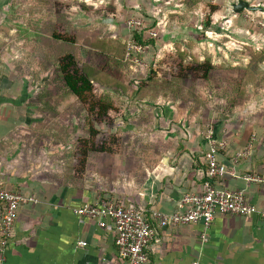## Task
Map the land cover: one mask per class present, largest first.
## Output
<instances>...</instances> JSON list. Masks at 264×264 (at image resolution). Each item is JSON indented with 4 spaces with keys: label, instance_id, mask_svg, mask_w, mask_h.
Wrapping results in <instances>:
<instances>
[{
    "label": "crops",
    "instance_id": "obj_1",
    "mask_svg": "<svg viewBox=\"0 0 264 264\" xmlns=\"http://www.w3.org/2000/svg\"><path fill=\"white\" fill-rule=\"evenodd\" d=\"M12 3L0 0V188L34 201L19 209L5 264H128L119 255L113 223L100 226L75 210L85 203L116 200L146 208L149 218L152 210L175 212L187 192L203 190L206 122L228 142L218 157L230 172L217 185L244 191L260 212L218 214L208 241L202 239L201 224L159 228L148 249V264H264V184L246 179L250 171L264 176V85L247 87L248 96L236 101L234 86H229L241 72L242 80L248 56L240 49L213 55L215 68L208 78L192 84L200 94L201 85L215 86L207 101L216 106L186 98V86L180 98L166 92L170 97L156 104L161 110L150 107L145 132L130 122L115 129L116 148L92 153L82 167L69 131L74 118L39 115L41 103L34 96L44 87L32 84L31 73L37 74L44 55L37 43L12 39L17 28L11 24L19 23L13 21L18 5ZM132 105L123 109L121 125L128 120V109H137ZM0 208L3 216L2 202Z\"/></svg>",
    "mask_w": 264,
    "mask_h": 264
},
{
    "label": "trees",
    "instance_id": "obj_2",
    "mask_svg": "<svg viewBox=\"0 0 264 264\" xmlns=\"http://www.w3.org/2000/svg\"><path fill=\"white\" fill-rule=\"evenodd\" d=\"M126 1L128 0H104V3L112 8L118 22L126 15L145 17L144 13L137 9H128L127 7L130 6ZM201 2L203 0H186V5L195 7ZM12 4L18 5L13 21L19 20V23L11 24L13 28H17L16 36H11L12 39L17 38V41L31 44L37 43L38 51L41 49L44 55L36 78L38 79L40 72L45 70L49 72L51 79L57 72L56 67L63 82L59 91H56L55 87V91L50 90L52 86L50 82L44 84L38 96L41 103L38 105L39 115L62 119L74 118V126H71L69 131L74 137L73 147L76 150L74 155L82 167L86 165L92 153L111 150L107 146L98 149L96 138L100 132L96 127V120H104L111 112H120L130 104H140L144 109L156 107L157 100L162 96L166 97L165 92L178 96L179 91H182L181 87L185 85L182 71L177 77L168 79L159 76L155 70L158 39L149 35V29L159 30V23L152 16L145 17V26L136 27L131 33L138 44L150 45L149 52L140 55L147 64L148 76H132L130 80L123 81L107 70L86 61V57L87 54L93 53L106 58L115 69L122 67L132 69L138 65L126 59L127 42L130 39L126 41L105 32V24L85 22V19L75 23L70 20L71 16L68 14L65 16L58 10L59 6H64L68 10L74 5L85 7L86 0H13ZM213 10L215 11V7ZM66 17L69 21L65 20ZM63 21L64 25L71 26L60 32L58 28ZM209 24L208 22L207 25ZM243 48L248 53L249 63L244 66L245 73L242 80L234 87L235 101L248 96L247 87L253 90L264 85V47L255 48L248 45ZM176 49L180 65L192 64L200 67L195 70L203 72L205 78H208L215 68L214 56L208 52H200L194 42L187 43L186 47L177 43ZM0 74L2 80L1 61ZM97 88L102 90L99 97L94 95ZM199 98L198 96L197 99ZM204 167L205 177L202 185L207 180L208 163L205 159ZM250 173L259 174L250 171L246 175Z\"/></svg>",
    "mask_w": 264,
    "mask_h": 264
},
{
    "label": "rangeland",
    "instance_id": "obj_3",
    "mask_svg": "<svg viewBox=\"0 0 264 264\" xmlns=\"http://www.w3.org/2000/svg\"><path fill=\"white\" fill-rule=\"evenodd\" d=\"M238 1L240 0H203V2L195 7H188L186 5V0H128L126 3L130 6L127 7L128 9H137L142 14L144 13L145 17L152 16L156 18L159 23V30L154 28L149 29V32H158V37L155 38L158 39V53L155 60V70L158 72L159 76L170 79L173 76L177 77L182 71V78L183 81H185V85L183 86H186V91H184L186 98L194 99V97L199 96L201 97L199 98L200 100H206L205 102L213 105L215 102L211 103L207 100H212L210 91L215 90V86L201 85L200 89L203 90V93L200 94L197 92L195 86L192 84L195 82L198 83L197 79L207 78L204 77L203 72L195 70L200 68L198 66L192 64L180 65L176 44L179 43L181 46L186 47L187 43L194 42L200 52H208L209 54L218 57L225 52L236 54L235 50L237 49H240L241 53L248 56L246 49L243 48L248 45L254 46L255 48H263L264 0H247L254 9H245L241 13H235L233 6L238 3ZM86 3L87 6L85 7L82 5H74L69 10L64 8V6H59L58 10L60 12L62 11L65 16L66 14L71 16L70 20L75 23L85 19V22L91 21L95 24H105V32L110 33L113 36H119L126 41L130 39L129 42H127L128 52H131L132 55L136 54L137 51L135 50H137V48L135 49L134 47V49H131V44L137 47L147 46V50L144 54L149 52L150 45L138 44L131 34L136 27L145 26V17H128V15H126L118 22L114 17L115 13L112 11V8L105 5L104 0H86ZM213 7H215V11L213 10ZM65 20L69 21L67 17ZM136 21L141 22V25L134 24ZM208 22L210 23L209 25H207ZM70 26L71 25H64L63 21L58 30L64 32L65 29H68ZM127 57L128 56L126 55V59ZM86 61H90L100 68L107 70L109 73L123 81L130 80L132 76H148V67L145 61H142L141 66H134L132 69H124L123 67L115 69L108 63L106 58L94 55L93 53L87 54ZM55 69L58 72L56 67ZM57 72L56 74L54 73L51 79H49V72L45 70L40 72L44 74V76L39 75L38 79L36 78V75H33L30 72L32 84L41 87L44 86L45 83L50 82L51 85L55 87V90L59 91L63 86V82ZM216 73L217 72H214V74ZM188 74L192 75L188 76L189 79L187 81L188 77L186 78L185 76ZM241 74H237V78H232L233 80L231 83L229 82V86H237V83L240 82ZM203 83L204 82H202V84ZM182 92L180 95H182ZM101 93L102 90L97 88L94 95L99 97ZM38 94L39 91L36 92L34 99H38ZM169 97L170 96L164 98V96H162L157 101L160 104V102ZM176 97L180 98L179 94ZM146 102L149 101L146 100ZM132 106L137 107V109H128V114L125 116L128 120L127 122L125 120L124 125H121V121L119 120L124 114L123 110L120 112H111L104 120H96V127L100 132L96 138V145L99 150L104 146H107V148H116L113 147L116 144L114 133L115 129H117L116 132H118V128L121 126H128L130 123H133V126L138 132H145L144 123L147 122L145 120L150 116L151 108L146 107V109H144V106L139 104H133ZM157 108L158 111L161 110L160 107H156L155 112H157ZM180 108L183 110L186 109L184 106H180ZM178 111L181 110L178 109ZM134 119L139 121V125L135 123L136 121ZM209 124L210 123L206 122L203 129L207 128ZM117 143L121 144L124 142H121V140L119 142L118 140Z\"/></svg>",
    "mask_w": 264,
    "mask_h": 264
},
{
    "label": "built area",
    "instance_id": "obj_4",
    "mask_svg": "<svg viewBox=\"0 0 264 264\" xmlns=\"http://www.w3.org/2000/svg\"><path fill=\"white\" fill-rule=\"evenodd\" d=\"M141 25L136 21L134 24ZM151 37L157 38L158 32H150ZM137 51L135 55L127 54V60L142 65L140 55L144 54L147 46H133ZM139 52V53H138ZM0 74V95L2 92ZM208 142V150L204 159L208 163L207 180L201 192L186 193L179 202L175 212L152 210L149 218L146 208L136 205H127L122 201L100 200L95 203H85L76 209V213L97 220L100 226H106L110 220L116 232V245L123 260L128 264H148V249L155 240L159 228L166 229L171 226L201 224L203 241L209 239V229L218 214L223 215H251L259 213L257 206L252 204L242 190H229L219 187L217 180L224 178L229 172L226 164L219 160V152L226 150L228 142L216 136L215 128L209 125L204 131ZM251 148L244 155L249 156ZM249 182L264 184V176L256 173L246 175ZM34 201L20 192L0 188V202L4 204V212L0 225V264H5L7 248L15 234V223L22 204ZM86 246V242H82ZM198 264V263H195Z\"/></svg>",
    "mask_w": 264,
    "mask_h": 264
},
{
    "label": "water",
    "instance_id": "obj_5",
    "mask_svg": "<svg viewBox=\"0 0 264 264\" xmlns=\"http://www.w3.org/2000/svg\"><path fill=\"white\" fill-rule=\"evenodd\" d=\"M233 8H234L235 13H241L245 9L246 10L254 9V7L247 0L238 1V3L234 4ZM0 210H1V208H0ZM1 219H2V213L0 214V225H1Z\"/></svg>",
    "mask_w": 264,
    "mask_h": 264
}]
</instances>
